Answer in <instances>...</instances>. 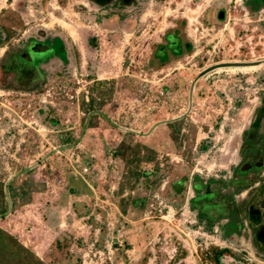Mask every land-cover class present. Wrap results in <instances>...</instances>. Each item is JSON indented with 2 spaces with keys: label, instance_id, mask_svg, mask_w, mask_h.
<instances>
[{
  "label": "rangeland",
  "instance_id": "rangeland-1",
  "mask_svg": "<svg viewBox=\"0 0 264 264\" xmlns=\"http://www.w3.org/2000/svg\"><path fill=\"white\" fill-rule=\"evenodd\" d=\"M2 1L0 12L20 10L25 27L0 46V61L9 49L23 50L31 38L49 49L33 48L30 57L19 59L21 68L31 71L25 85L16 82L15 70L6 75L7 86L0 82V178L20 183L31 170L30 178L38 185L28 203L9 199L10 210L0 217V225L47 264H76L78 257L80 264H203L208 261L203 252L212 246L229 248L222 257L226 264H264L249 243L245 225L229 237L223 236L219 223L207 230L197 214L203 203L192 199L197 177L203 182L215 178V199L225 210L219 222L226 223L236 207L242 222L248 219L252 201L247 192L257 188L259 177L252 172L246 175V185L234 199L221 198L217 187L222 184L224 192L233 191V184L226 183L241 177L239 168L246 170L242 164L250 162L248 157L241 161L239 153L264 93V6L256 14L243 0H228L217 9L212 6L213 11H225L222 19L212 10L207 21L202 18L205 27L214 25L215 30L204 33L197 29L198 21L187 23L192 50L156 69L148 66L153 43L176 24L175 9L182 0H148L136 20L129 9L123 11L129 16L114 27L84 18L94 12L85 0H41L33 14L28 0ZM198 1L193 0L192 6ZM58 3L73 10L69 18L76 29L71 35L50 26L51 33L64 40L67 61L57 39L48 43L41 33L49 20L43 17ZM75 12L80 13L81 23L76 22ZM55 15L64 14L59 10ZM84 29L99 37L97 63L96 54L84 43ZM222 62L254 64L222 66L201 74ZM100 80L112 84L105 89L99 113L88 123L82 97L89 100L91 87ZM172 121L178 123V133L169 126ZM125 140L154 148L156 160L144 162L142 168L158 164L161 170L150 182L140 178L134 187L126 183L121 189L127 164L114 155V148ZM70 176L84 180L90 191L66 196ZM181 179L182 193L175 194ZM74 201L82 204V213L73 210ZM164 205L173 207L167 218L159 212ZM61 231L80 239L70 247L71 256L54 246Z\"/></svg>",
  "mask_w": 264,
  "mask_h": 264
},
{
  "label": "trees",
  "instance_id": "trees-1",
  "mask_svg": "<svg viewBox=\"0 0 264 264\" xmlns=\"http://www.w3.org/2000/svg\"><path fill=\"white\" fill-rule=\"evenodd\" d=\"M89 1L94 7H96V12H91L89 14H84L83 16L86 19L94 20L97 23H101L104 25H108L114 27L117 22L121 19H125L129 16V14L124 13L126 8H131L133 11V15L135 16V20L138 18V13L144 8V5L147 3L148 0H87ZM245 5L249 8L252 14L258 13L259 9L264 6L259 4L257 1L250 5L246 1L244 2ZM107 10L106 13L101 14L100 10ZM187 25V21L184 18H179L176 20V24L167 28L162 36L161 41H156L153 43V50L151 54V58L149 60V67L152 68H161L164 65H167L174 59H178L183 56L186 52H190L193 48L192 43L187 38V33L185 31ZM25 27L24 20L22 18L21 12L18 9L7 8L0 12V46L6 44L13 36L18 35V29H23ZM83 40L87 46V50L92 53L96 54L94 57L95 62L97 63L100 59L98 55L99 49V37L94 34L89 29H84ZM48 43H50L51 39H57V48L63 55V59L67 61L64 54L65 43L63 38L56 34L53 35L48 30H42L41 32ZM40 39L38 38H31L28 40L27 44L24 46L23 50H17L15 48L9 49L6 51L5 55L2 57L0 61V82L3 86H7L6 83V75L13 70L19 73V80H16L21 86L25 85V77H29L31 74L30 70L22 69L19 65V59L21 57H30L31 49L36 47L37 42ZM33 42L31 48L29 44ZM52 46V45H51ZM35 49H49V47H36ZM76 55L78 57V51L75 48ZM34 71H32L33 73ZM27 74V75H26ZM108 80H100L95 82V84L91 87L92 91L89 100H86L85 97H82L81 106L84 111L90 115L88 123L91 122L92 118L98 114V109L104 104V99L106 95V90L108 89L109 85ZM112 84V83H111ZM37 85V84H36ZM38 86V85H37ZM94 91H97V94H94ZM99 102V105L96 102ZM262 99L264 101V93L262 95ZM42 111V110H41ZM259 124V120L255 122V125ZM169 126L172 128V132H179L180 128L177 122H169ZM207 148V145L203 146V149ZM114 155L122 156L127 164V172L125 173L121 189L124 188L126 183H130V187H134V183H137L140 178H143L146 182L152 181L153 177L159 173L161 168L158 164H155L152 168L146 166L142 168L144 162H150L156 160V151L154 148L144 144L142 142H135L130 143L127 140L121 142L116 148H114ZM28 175L22 179V182L17 183L15 178L5 181L0 178V217L3 218L7 215L10 210L9 199L12 200L13 203L22 201L24 203L30 202L35 192L38 190L37 183H34L31 180V170H27ZM238 173L241 177L236 179H229L226 184H233V191L227 190L223 191L222 184H219L217 189L219 190V194L221 198H232L234 199L236 193H239L244 187L245 181L244 175L245 173L241 170H238ZM160 174V173H159ZM158 174V175H159ZM196 179V178H195ZM197 180H201L197 177ZM196 181V180H195ZM194 181V182H195ZM216 181L215 178H210L207 182ZM225 183V182H222ZM196 187H198L197 182L193 183ZM184 185V180H179L175 187V194L182 193V187ZM90 189L88 188L87 184L81 178L77 176H70L69 182L66 188V196L72 195H79L82 193L89 192ZM197 195H202L200 193V189H198ZM200 203H203V206H206L207 200L205 197L201 198ZM142 203H146V200L140 199ZM193 200H191V206L196 208V204ZM237 204V203H236ZM73 210L79 214L82 213V204L80 202L74 201ZM206 209V210H205ZM123 211H126L123 208ZM207 207L201 210V214L199 216L200 221H205V228L207 230H212L214 224L221 219L224 215V208L223 205L220 203L219 212L220 216L217 218L213 216V214L206 213ZM232 226L235 227L236 223L240 222V212L239 209L237 211H232ZM203 214V215H202ZM231 226V227H232ZM224 229V227H222ZM225 231V230H224ZM223 231V236L227 237V232ZM80 243L79 238H75L72 234L68 232L61 231L55 241L54 246L56 247L58 252H65L67 256H71L70 247ZM184 253V252H183ZM230 253L229 248L225 247H217L212 246L208 247L204 250V258L208 261L213 262L214 264L223 263L222 257ZM81 259L78 257L77 263L80 264ZM0 264H47L32 248L25 245L14 233L5 229L0 225Z\"/></svg>",
  "mask_w": 264,
  "mask_h": 264
},
{
  "label": "flooded vegetation",
  "instance_id": "flooded-vegetation-1",
  "mask_svg": "<svg viewBox=\"0 0 264 264\" xmlns=\"http://www.w3.org/2000/svg\"><path fill=\"white\" fill-rule=\"evenodd\" d=\"M258 2L261 5H264V0H246L250 5H253L255 2ZM259 120V124L255 125V122ZM251 129L254 133H251ZM264 101L261 99L259 107L256 109L255 116H253L246 132L242 138V147L239 155L241 156V161L244 158H250V162H243L242 167L246 166V170L239 168V170L245 173V179L248 180L249 173H253L255 176L259 177L255 183H259L257 188H253L252 185H248L246 188L252 187L253 192L248 190L247 199L252 201L248 207V219L245 221V232L249 234V243L253 248H256V253H260L264 258V196H259L264 194ZM247 163V164H246ZM248 165V166H247ZM211 177H208L210 179ZM232 179H236L231 177ZM195 181V180H194ZM198 184L196 187L193 184L195 190V196L192 199L200 200L202 197H205L207 200L206 206L207 210L219 204V200L216 201V196L214 195V190L212 188L213 182H203L202 180H196L194 183ZM204 186V187H203ZM201 187H203L201 189ZM198 189L202 195H197ZM254 190L257 192L255 193ZM191 201V200H190ZM202 207L201 210L204 209ZM206 210V209H205ZM199 211V210H198ZM199 214V212H197ZM225 223V222H224ZM243 230V229H241ZM233 234H238L237 231H233ZM261 249V250H260Z\"/></svg>",
  "mask_w": 264,
  "mask_h": 264
},
{
  "label": "crops",
  "instance_id": "crops-1",
  "mask_svg": "<svg viewBox=\"0 0 264 264\" xmlns=\"http://www.w3.org/2000/svg\"><path fill=\"white\" fill-rule=\"evenodd\" d=\"M85 1L87 3H84V4L86 6L88 5L89 6V9H92V11H94V12L97 11L96 7H94L89 1H87V0H85ZM192 1L193 0H182L181 1V6L179 5L177 7V9H175V10L179 11V14H177L178 16L176 15L174 17L175 18H184V19H186L187 23H189V24L190 23H194L195 21H198L199 24H203L204 25L202 18L207 21L206 14H207V12L209 10H212V9H210L212 6L216 7V9H217L218 6H221L223 3L226 5V3L228 2V0H199L195 4V6L193 7L192 4H191ZM245 1L246 0H243V3ZM246 4H247V2H246ZM53 6H54L53 7L54 10H51V11L49 10L48 11V15H46V17H43V18H49L48 21H45L43 23V25H44V28L43 29H45V30H48L49 29L48 31L49 32H52L51 31L52 27H50V26H54V28H57V26H58V27H60L64 31L67 30V32L69 34H71V35H73L72 33H74V32L76 33V29H74L72 23H70V18H69V15L71 13H73V10H71L67 6H65V8H64L59 3H58L57 6H55V5H53ZM129 9H131V8H126L125 11H128ZM59 10L63 12V14H64L63 17H60L58 15H55V12H57ZM99 12L101 14H104V13L107 12V10L104 9V10H100ZM212 12L215 15H218L220 19H222L223 17H225V11L222 10V9H218V10H214V11L212 10ZM75 13H77V16H76V14H73V15H74L75 18L77 17V19H78V20L76 19L77 20L76 22L81 23L82 22V19L80 17V13L79 12H75ZM146 15L147 14H145L144 17L147 18ZM144 17H142V21H143V18ZM216 19L217 18L214 17L213 18V21H216ZM162 20L166 21L165 19H162ZM90 22H91V24H93V22L94 23H97L94 20L93 21L91 20ZM174 25H175V23H172L167 28H169L171 26H174ZM213 27H215V26L213 25ZM166 29H164L162 31V33L160 34L161 36H162L163 32ZM200 200L202 201V199H200ZM200 200H199V202H200ZM216 206H220V203L218 205H216ZM216 206H215V208H216ZM212 208L214 209V207H212ZM212 208H211V210L208 209V211H206V213L207 214H212L213 213V216L216 217V218L218 216H220V212L218 211L219 208L215 212L212 211ZM236 211H237V207H236ZM216 212H217V214H216ZM199 215L200 214H198V216ZM224 215H225V213H224ZM224 215H223V217H221V219L224 218ZM232 219H233L232 218V213L230 212L229 215H227V222L226 223H221V222H219L220 219H218V221L214 225H216V224L219 223L218 224V227L219 228L220 227L221 228L224 227V229L222 228V230L223 231L225 230L227 232V237H229L230 235L233 234L232 233L233 231H237V233H239L241 231L242 227L245 225V221L243 220L244 222H242V220H241L240 222L236 223V226L235 227H233L232 226V223L234 222V220H232Z\"/></svg>",
  "mask_w": 264,
  "mask_h": 264
},
{
  "label": "built area",
  "instance_id": "built-area-1",
  "mask_svg": "<svg viewBox=\"0 0 264 264\" xmlns=\"http://www.w3.org/2000/svg\"><path fill=\"white\" fill-rule=\"evenodd\" d=\"M5 2H7V0H5ZM40 2H41V0H28V10H29V12L33 14L35 9H36L35 5L39 4ZM40 10H41V12H43L42 8H40L39 11ZM200 27L202 28L204 33L205 32L206 33H210V31H214L215 30V27H212V26L211 27H205L203 24H199L197 29H199ZM166 208H167V210H165ZM165 211L167 213H165ZM172 211H173V207L170 206V205H164V207L159 208L160 216L163 217V218H167L168 216H170ZM213 242L218 243V240H213ZM172 250L175 251L176 248H173ZM203 264H214V263L211 262V261H207V262H204Z\"/></svg>",
  "mask_w": 264,
  "mask_h": 264
},
{
  "label": "water",
  "instance_id": "water-1",
  "mask_svg": "<svg viewBox=\"0 0 264 264\" xmlns=\"http://www.w3.org/2000/svg\"><path fill=\"white\" fill-rule=\"evenodd\" d=\"M42 47V48H45L46 46H42V44H40V43H37L36 44V47ZM35 47V48H36ZM48 47V46H47ZM251 64H254V62H222V63H217V64H215V65H212V66H210V67H208V68H206V69H204L202 72H201V74H205L206 72H209V71H211V70H213V69H215V68H217V67H222V66H231V65H234V66H241V65H251Z\"/></svg>",
  "mask_w": 264,
  "mask_h": 264
}]
</instances>
